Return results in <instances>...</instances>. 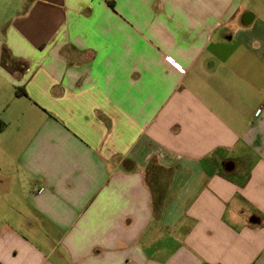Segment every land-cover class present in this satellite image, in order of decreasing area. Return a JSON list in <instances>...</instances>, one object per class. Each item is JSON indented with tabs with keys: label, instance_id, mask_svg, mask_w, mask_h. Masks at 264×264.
I'll use <instances>...</instances> for the list:
<instances>
[{
	"label": "crops",
	"instance_id": "0c3cea01",
	"mask_svg": "<svg viewBox=\"0 0 264 264\" xmlns=\"http://www.w3.org/2000/svg\"><path fill=\"white\" fill-rule=\"evenodd\" d=\"M0 128V264H264V0H0Z\"/></svg>",
	"mask_w": 264,
	"mask_h": 264
},
{
	"label": "built area",
	"instance_id": "2783aa9c",
	"mask_svg": "<svg viewBox=\"0 0 264 264\" xmlns=\"http://www.w3.org/2000/svg\"><path fill=\"white\" fill-rule=\"evenodd\" d=\"M167 60L174 65L181 73H185V70H183L178 64H176L171 58H167Z\"/></svg>",
	"mask_w": 264,
	"mask_h": 264
},
{
	"label": "trees",
	"instance_id": "16d2710c",
	"mask_svg": "<svg viewBox=\"0 0 264 264\" xmlns=\"http://www.w3.org/2000/svg\"><path fill=\"white\" fill-rule=\"evenodd\" d=\"M16 94H17V96H21V95H24L25 96V93L24 92H21L20 90H18Z\"/></svg>",
	"mask_w": 264,
	"mask_h": 264
}]
</instances>
